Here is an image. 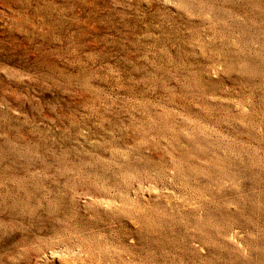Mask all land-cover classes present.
I'll return each mask as SVG.
<instances>
[{
  "label": "rangeland",
  "instance_id": "obj_1",
  "mask_svg": "<svg viewBox=\"0 0 264 264\" xmlns=\"http://www.w3.org/2000/svg\"><path fill=\"white\" fill-rule=\"evenodd\" d=\"M0 264H264V0H0Z\"/></svg>",
  "mask_w": 264,
  "mask_h": 264
}]
</instances>
